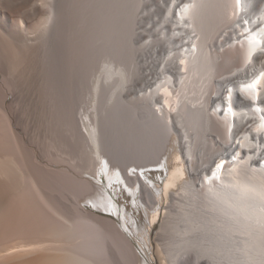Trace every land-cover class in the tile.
I'll return each mask as SVG.
<instances>
[{
    "label": "bare ground",
    "instance_id": "obj_1",
    "mask_svg": "<svg viewBox=\"0 0 264 264\" xmlns=\"http://www.w3.org/2000/svg\"><path fill=\"white\" fill-rule=\"evenodd\" d=\"M0 264H264V0H0Z\"/></svg>",
    "mask_w": 264,
    "mask_h": 264
},
{
    "label": "rangeland",
    "instance_id": "obj_2",
    "mask_svg": "<svg viewBox=\"0 0 264 264\" xmlns=\"http://www.w3.org/2000/svg\"><path fill=\"white\" fill-rule=\"evenodd\" d=\"M39 3H41V2H39ZM41 7H42V9H44V7L42 6V4H41ZM166 11H167V5L165 4V7H164V9L161 11V15L163 16L165 13H166ZM25 12H26V9H25V7H22V8H20V12L18 13V15H17V20H18V26H19V29H18V36H19V39H20V41L22 42V43H27V42H29V41H31V39L30 38H28V34L25 32V29L26 28H24V27H22L23 26V24H22V21H23V15L25 14ZM159 16V18L160 17H162V16ZM143 42V41H142ZM39 73H40V71H34V73H33V75L31 76V77H23V82L25 83V85H26V88H27V90L28 91H33V92H35V94H32L31 95V98H30V101H28L27 100V102H28V107H27V109H38V111L39 112H42L43 113V115H47V118H48V120H50V122L51 123H53V124H56V125H58V126H61L60 125V120H61V116L63 115L62 114V111H61V109H47L46 110V108H45V106H44V108H42V106H37L36 104H35V102L36 101H40L41 102V104H43L44 103V101L43 100H41V97H40V93H41V87H40V82H39V80H38V75H39ZM95 76V77H94ZM92 78H90L88 81H87V83H86V87H84V89L82 90V92L80 93V95L78 96V98H77V106H76V116L77 117H79V114L81 113V112H88V111H90L91 110V107L90 106H92V97H93V93L91 92V86L94 84V80L97 78V77H99V76H101V65L97 68V70L95 71V75H94ZM91 85V86H90ZM140 85V86H139ZM139 87H141L142 86V84H140L139 83ZM137 89H139V88H137ZM140 94V93H139ZM138 94V95H139ZM137 95V96H138ZM132 97H137V96H135V94H133V95H131ZM40 98V99H39ZM79 99V100H78ZM50 101V99L47 101V103ZM227 106H228V102H227ZM226 106V113H229V114H232L231 113V111L229 110V109H227L228 107ZM229 110V111H228ZM49 112V113H48ZM51 113V114H50ZM58 113H59V115H58ZM54 115V116H53ZM61 115V116H60ZM57 116H58V118H57ZM60 116V117H59ZM50 117V118H49ZM51 117H53V118H51ZM58 122V123H57ZM60 134V133H59ZM56 135V134H55ZM51 136V135H50ZM54 138L56 139L55 141L57 142V140L59 139V136L58 135H56V136H53V140H54ZM51 139H52V137H51ZM56 147H58V146H56ZM56 149V148H55ZM58 150V151H57ZM57 150H55L54 151V149H53V151L57 154V153H59V148H57ZM57 151V152H56ZM69 152H73V151H69ZM60 153H62V152H60ZM75 153V152H74ZM74 153L73 154H66V157L68 156L71 160H77V158L79 157L78 155H79V153L78 152H76L77 153V155L75 154L74 155ZM77 156V157H76ZM90 158H95L96 156H94V155H88ZM181 158L183 159L182 160V163L185 165V160H184V157H183V154H182V156H181ZM220 159H218V161H219ZM215 163V162H214ZM166 167V166H165ZM218 167V165L216 166V170L218 169L217 168ZM150 168H151V166H150ZM149 168V169H150ZM156 167H154V168H152V169H155ZM186 168H187V165H186ZM130 169H133L135 172H139V171H142V170H144V169H137V168H135V167H131ZM145 171V170H144ZM168 174L169 173H167L166 172V174H164L163 176H162V178H161V180H160V178H155V177H152L153 179L155 178L156 180H150V182L152 183V182H155V181H158V186L161 188V190L163 189H165V185H166V182H167V176H168ZM150 175V174H149ZM151 176V175H150ZM144 179V178H143ZM146 182H147V180H146ZM145 183V182H144ZM180 199H184L183 197H180V196H178ZM121 201L123 202V203H126V204H128L127 202H130V201H127V199L126 198H122L121 199ZM91 202V201H90ZM169 203V202H168ZM89 206L91 207L92 205L91 204H89ZM93 207V206H92ZM142 209V208H141ZM133 212H135L134 213V215L136 216V217H138V219H141V218H143V220L145 221V219H147L148 218V216L147 215H145L142 211L140 212L139 210H136V209H134V211ZM141 214V215H140ZM144 214V215H143ZM147 224H148V222H149V220L147 219L146 221H145ZM158 223V222H157ZM157 226V225H156ZM156 226L153 228V231L152 232H154L153 233V236L155 237L158 233H160V234H163V236L164 237H166V236H169L168 235V232H167V235H166V232H164V230L162 231V228H161V224H159L158 225V228L156 229ZM166 231V230H165ZM156 234V235H155ZM159 239H162V238H159ZM165 256V255H164Z\"/></svg>",
    "mask_w": 264,
    "mask_h": 264
}]
</instances>
